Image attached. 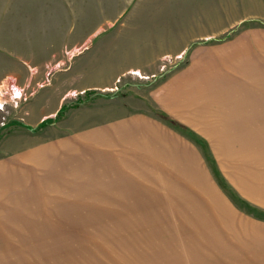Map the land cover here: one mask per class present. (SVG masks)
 <instances>
[{"label": "rangeland", "instance_id": "rangeland-1", "mask_svg": "<svg viewBox=\"0 0 264 264\" xmlns=\"http://www.w3.org/2000/svg\"><path fill=\"white\" fill-rule=\"evenodd\" d=\"M206 53L264 75V0H0V85L15 82L25 98L0 130V264H264V192L248 202L231 179L244 167V188L263 191L264 137L208 144L144 98L192 139L196 169L186 152L135 148L115 162L95 145L109 108L119 117L125 96ZM138 63L156 76L129 73ZM234 74H224L231 87ZM58 102L32 122L31 103ZM41 131L48 149L32 158Z\"/></svg>", "mask_w": 264, "mask_h": 264}, {"label": "crops", "instance_id": "crops-1", "mask_svg": "<svg viewBox=\"0 0 264 264\" xmlns=\"http://www.w3.org/2000/svg\"><path fill=\"white\" fill-rule=\"evenodd\" d=\"M236 53L238 54L239 50ZM151 66L148 65L145 70H142L143 63H138L135 65V68L145 73V79H149L154 75L156 76L155 73H157L156 70L154 71L155 68ZM246 70L254 71L252 68H247L244 58L239 59L230 54L227 56L218 55L216 57H210L206 53L199 59L190 61L186 65L168 72L165 78L161 76L155 82L157 83L159 81L158 84L145 95H142L143 93L141 92L139 96L132 92L130 95L125 96V101L120 103V107L125 112L119 117L113 107L109 108L103 120H100V124L94 127L95 145L102 146L104 144L106 148L105 152H107L105 154L111 155L115 162H122L123 159H126L123 158L126 155H129L131 160L135 148L138 149V151H135L137 154L149 153V151H142L143 148H146L148 150L151 149V154L160 157H164L166 151L178 155L180 153L183 156L186 152L194 156L193 161L196 169V148L193 145L194 143H192V139L187 135H182L179 130V132L174 130L172 127L153 117L148 111H145V107H141L142 103H144V98L152 105L157 106L170 118L180 122L208 140V144H210L211 139L215 138L228 140V137H243V134H232L230 136L228 132L231 128H233L231 130L233 133H244L245 129L246 132H248L247 130H252L253 133L257 132L256 134H259V136H255L260 137L261 133H264V130L261 129V125L264 124V109L262 110L264 108V102L262 103L264 99L259 98V91H256L257 98H241L237 102L238 108L244 110L247 116L242 112H238L236 106L231 105L232 103L228 99V89H233L238 92V89L245 87L246 80L249 83L252 82L243 76L247 72ZM234 72L236 74L230 77V81H236L237 84L231 87L229 85L230 83L226 81L225 75L228 76ZM223 91H225L224 95H222ZM241 91L245 93V90ZM250 94L255 93L250 91ZM59 104L58 102L52 109H39V103H31L29 105V112L30 118H34L32 122L38 123L42 119L44 120L53 116L60 106ZM108 106L111 107L114 105L109 103ZM28 127L33 129L31 126ZM239 129H243V131ZM218 132H221V134H218ZM31 133L36 134L37 131L34 130ZM46 133L48 134V130ZM250 133L252 132H248V134ZM37 136L43 137L42 131L40 135L34 136L36 138L35 142L30 146L31 150L29 154L33 156L32 158L43 149L45 151L48 149V137L43 138L44 141H42ZM222 145L220 142L218 148H223L224 146ZM236 150L238 151L230 150V152H235V154L238 152L240 154V150ZM216 151H218L217 148ZM220 153H223L222 150ZM157 160L161 159H156L155 161ZM6 164L7 162L0 161L1 168L5 169ZM195 169L193 172H196ZM243 170L246 169L239 166L231 173V179L234 181L235 188L246 198V201L250 199L261 202L263 199L258 193L262 194L264 189L260 191L254 185L248 184L251 190L244 188L241 184L242 180L247 181L249 179L243 173ZM253 177L255 178L254 174ZM255 180L257 179L255 178Z\"/></svg>", "mask_w": 264, "mask_h": 264}, {"label": "bare ground", "instance_id": "bare-ground-1", "mask_svg": "<svg viewBox=\"0 0 264 264\" xmlns=\"http://www.w3.org/2000/svg\"><path fill=\"white\" fill-rule=\"evenodd\" d=\"M247 72L244 74L245 77H248L252 82H247L249 83L248 87H244V88H240L238 89V92L236 90H233V89H228V99L229 100H234L236 102H238L239 100H241V98H244V99H252V98H257L256 96V91H254V86H256L257 89H260V92H259V95L263 96L264 97V94H262V92L264 93V75L263 74H258L256 72H252V71H249V70H246ZM129 73H132V74H136L137 76H140V77H145V75L142 74V72L139 70V69H131L129 70ZM258 85V86H257ZM241 90H245V93H243ZM249 92H248V91ZM250 91H252L253 95L250 94ZM73 92V91H72ZM75 92L71 93V94H74ZM259 96V98H261ZM261 99H264V98H261ZM259 100V99H258ZM264 102V100L262 101V103ZM255 103V102H254ZM260 103V102H259ZM261 104V103H260ZM263 105V104H261ZM238 107V106H237ZM236 107V108H237ZM238 112H242L243 114H245L243 112V110L240 108H237ZM252 113V112H251ZM240 114V113H239ZM242 116V115H241ZM250 116V115H249ZM254 116V115H253ZM262 116V115H261ZM260 116V117H261ZM238 117V116H237ZM255 117V116H254ZM264 118V116H263ZM261 129L264 130V124L261 125ZM241 131H243V129H239ZM248 132H252L250 134H248V132H246V129L244 132H246V134L243 135V138L242 139H247V138H255V135L253 136V131L252 130H247ZM260 133V132H259ZM259 136V134H257ZM261 136L264 137V133L262 132L261 133Z\"/></svg>", "mask_w": 264, "mask_h": 264}, {"label": "built area", "instance_id": "built-area-1", "mask_svg": "<svg viewBox=\"0 0 264 264\" xmlns=\"http://www.w3.org/2000/svg\"><path fill=\"white\" fill-rule=\"evenodd\" d=\"M24 100L23 89L15 82L6 87L0 85V130L11 120H6L5 114L11 109L16 110Z\"/></svg>", "mask_w": 264, "mask_h": 264}, {"label": "trees", "instance_id": "trees-1", "mask_svg": "<svg viewBox=\"0 0 264 264\" xmlns=\"http://www.w3.org/2000/svg\"><path fill=\"white\" fill-rule=\"evenodd\" d=\"M164 116H165V115H164ZM165 117H166V116H165ZM11 121L14 123V121H16V120H11ZM9 123H11V122L9 121L8 124H9ZM16 123H19V122H16ZM175 124H176V123H175ZM176 125L178 126V124H176ZM188 133H189L188 135L192 136V138H193L194 140H196L197 143H199V144L202 143V144H203L204 141H202L199 137L197 138V136H196L194 133H192V131H189Z\"/></svg>", "mask_w": 264, "mask_h": 264}]
</instances>
